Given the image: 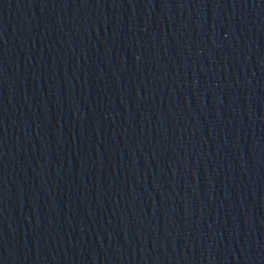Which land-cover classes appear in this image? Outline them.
Returning <instances> with one entry per match:
<instances>
[{
	"label": "water",
	"instance_id": "obj_1",
	"mask_svg": "<svg viewBox=\"0 0 264 264\" xmlns=\"http://www.w3.org/2000/svg\"><path fill=\"white\" fill-rule=\"evenodd\" d=\"M0 264H264V0H0Z\"/></svg>",
	"mask_w": 264,
	"mask_h": 264
}]
</instances>
